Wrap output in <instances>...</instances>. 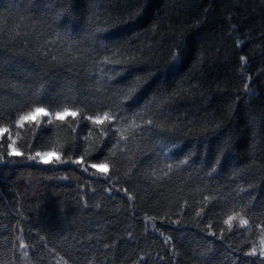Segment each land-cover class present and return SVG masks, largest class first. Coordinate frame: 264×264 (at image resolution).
<instances>
[{
  "label": "trees",
  "instance_id": "16d2710c",
  "mask_svg": "<svg viewBox=\"0 0 264 264\" xmlns=\"http://www.w3.org/2000/svg\"><path fill=\"white\" fill-rule=\"evenodd\" d=\"M27 3L31 12L23 10L25 0H0V27L27 28L30 36L27 42L0 47V96L12 85L19 84L25 91L43 85L53 95L69 88L79 90L92 101L89 92L99 76L105 82L96 99L115 104L121 90L151 70V78L135 99L121 105V115L131 119L148 100L155 96L159 101L166 92L170 95L163 108L168 117L164 123L166 127L175 124L178 130L164 133L175 148L162 137L142 135L143 154L133 156L137 167L129 179L125 176L129 162L120 160L119 154L118 174L111 167L107 173L90 167L84 172V166L100 162L91 157L81 165L60 164L55 162L56 155L45 158L49 163L29 160L25 140L30 133L20 129L17 145L25 155L6 156L0 162V260L5 264H58L63 256L68 264H87L86 257L95 252L99 264H142L141 258L146 264H202L198 257L205 252L210 264H233L237 257V264H260L261 258L243 253L259 244L261 232L255 225L264 219V0ZM29 16L46 18L42 38L31 34ZM95 29H100L97 35L108 37L96 41L97 45H107L113 54L125 41L142 50L148 62L136 67L144 70L121 71L123 64H110L101 74L90 62L76 64L69 71L37 60L38 50L48 41H52L47 49L53 55H66L65 42L56 41L57 33L70 32L79 38ZM176 50L183 54L173 67L171 56ZM38 118L46 131L32 153L52 151L64 159L66 127L56 137L43 114ZM84 123L77 129L81 137L88 135ZM115 140L112 132L104 137L103 154H108ZM224 146V154L218 155ZM186 157L189 162L179 165ZM218 158L220 164L210 176L209 165ZM167 164L173 165L170 178L153 184L152 169L159 175ZM124 188L133 192L134 200H128ZM204 195L211 198L205 202ZM233 200L252 209L249 231L238 222L231 231L224 225ZM209 223L215 236L205 230ZM221 228L225 229L223 238ZM165 236L172 237L174 251L172 243H164ZM21 240L29 246L27 258L19 248Z\"/></svg>",
  "mask_w": 264,
  "mask_h": 264
},
{
  "label": "snow or ice",
  "instance_id": "6c2138e0",
  "mask_svg": "<svg viewBox=\"0 0 264 264\" xmlns=\"http://www.w3.org/2000/svg\"><path fill=\"white\" fill-rule=\"evenodd\" d=\"M25 12H31L32 8L28 5L27 0L23 6ZM19 12L20 9H17ZM36 21V23H33ZM27 24L32 29V35L37 39L43 37V28L46 27V18L40 17L37 20L35 16H29L27 18ZM233 31L238 29L233 28ZM100 29L87 32L86 35L76 38L71 35L70 32L64 34L57 33L56 41L63 40L65 42L66 55L58 57L53 55L50 50L47 49V45L52 41L46 42L45 45L37 52V60L42 61L44 64L59 65L61 67H68L71 71L72 67L76 64H88L91 63L93 68H99L101 74L105 73L108 69L105 67L110 64H123L125 67L121 69H130V72L143 71L139 67H136L139 63H147V57L142 50L131 48L127 41L117 47L116 53L113 54L111 49L107 45H97L96 41L101 39H108V37H101L97 35ZM29 32L27 28L21 31L19 28L8 29L0 27V47L8 48L10 45H14L17 41H29ZM239 43V42H238ZM27 46V44H26ZM104 51L109 53L100 57L98 53ZM128 53H131L130 55ZM182 52L176 50L172 53L171 59L173 61V67L180 63ZM114 55L121 56V59H114ZM240 59L243 61L245 57L241 56ZM152 72L148 70L145 76H136L131 83L124 89L121 90L118 102L115 104H105L103 101L96 99L102 94V85L105 82L104 79L99 76L96 77L95 87L89 92L94 97L92 101H88L84 96V93L79 90H73L69 88L67 91H61L55 95L49 90L45 89L42 85L38 89H28L25 91L19 84L12 85L10 89L0 96V162L5 160V157H12L13 155L21 156L25 155L20 150L22 146L17 145V139L20 137V129L26 128L30 133V138L25 140V144L29 146L27 158L29 160H36L42 163H49L45 158L50 155H56V161L60 164L71 162L73 164L81 165L82 162L87 163L88 158L91 157L93 160H99V163H91L89 166H84L83 171L88 172L89 167L97 171L107 173L109 167L115 172H120L119 163L117 159L119 154L120 160L129 162V166L125 171V176L131 179L133 170L136 169L137 165L133 161V156L138 153L143 154L139 139L142 135H148L149 139L152 136L162 137L172 143V147L175 148L176 144L171 138L164 136V133H172L178 130V126L172 124L165 126L164 121L168 119L164 115L163 108L167 104L168 96L166 92H162L159 101L157 97H153L148 100L142 107L141 111L135 112L132 118L129 119L121 115V105L125 102L132 101L135 99L137 93L140 91L142 85H146L148 80L151 78ZM106 79H111L107 77ZM244 87L247 89L248 85ZM38 114H43L46 118L47 124L52 126V135L59 137L62 130L67 129V136L65 137V143L63 145L64 159L61 158L60 154H56L52 151L40 152L37 151L32 153V148L38 145L43 139L46 131V126L41 125V119L38 118ZM65 117H72L70 121L65 120ZM139 120V122H137ZM34 121V123H33ZM81 121L87 122L83 124V127L88 128V135L81 137L77 129L81 126ZM91 124L93 127H89ZM114 129V131H113ZM112 132L116 136V140L112 143L108 149V154H103V149L100 147L104 143V137H108L109 133ZM95 137V139H91ZM109 139H111L109 137ZM166 147V145H165ZM225 147L218 150V155H223ZM82 148V151H81ZM78 153V154H76ZM98 153V155H94ZM73 154L75 158H73ZM151 159V157H149ZM188 158L179 161V165H186ZM220 164L218 158L213 164L209 165V175L216 171V166ZM173 171V165L167 164L162 168L157 175L156 170L152 169V183H163L165 179L170 178V174ZM115 180L118 183L120 180L119 175L115 176ZM112 179H109V183ZM111 192L112 188L106 189ZM125 195L129 201L135 199V195L128 188L123 189ZM211 197L208 195L203 196V200L207 202ZM186 204L187 201L185 200ZM99 207V205H97ZM252 209L247 204H237L235 200L232 201V207L229 213H226L223 223L227 226V230L233 229L234 223L238 222L239 226L243 227L245 231H249L251 217L249 212ZM201 214L200 210H197L196 215L199 217ZM147 216V214H145ZM149 220H153V217H147ZM179 223V221H176ZM256 228L261 232L259 238V244H252V246L243 253L246 257H259L260 264H264V219L257 223ZM153 229L159 231L156 228L155 223L152 225ZM213 225L209 223L205 226V230L210 236H215L216 232L212 230ZM225 229L221 228V238H223ZM131 236V233H128ZM161 232V236H163ZM43 239V238H42ZM164 243H172L171 236L164 237ZM23 240L19 243V248L22 250L23 257H28L27 248ZM105 248L109 245L105 244ZM173 251L175 250V244L172 243ZM55 251V249H53ZM87 251V250H86ZM211 251V249H208ZM59 255V253H57ZM202 264H210L205 252H201L198 257ZM160 260L163 261L164 257L161 256ZM62 264H68V260H65L63 256L60 257ZM58 261V264H60ZM87 264H99L95 252H92L91 257H86ZM142 264H146L141 258ZM239 257L233 261V264H237ZM0 264H5L3 260H0Z\"/></svg>",
  "mask_w": 264,
  "mask_h": 264
}]
</instances>
